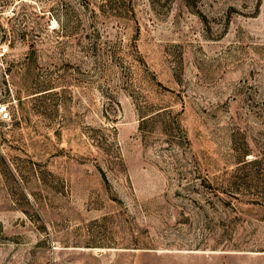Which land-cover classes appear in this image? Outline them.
<instances>
[{
	"label": "rangeland",
	"instance_id": "1",
	"mask_svg": "<svg viewBox=\"0 0 264 264\" xmlns=\"http://www.w3.org/2000/svg\"><path fill=\"white\" fill-rule=\"evenodd\" d=\"M0 264H264V0H0Z\"/></svg>",
	"mask_w": 264,
	"mask_h": 264
},
{
	"label": "trees",
	"instance_id": "2",
	"mask_svg": "<svg viewBox=\"0 0 264 264\" xmlns=\"http://www.w3.org/2000/svg\"><path fill=\"white\" fill-rule=\"evenodd\" d=\"M55 18H56L58 21L60 20L59 15H55Z\"/></svg>",
	"mask_w": 264,
	"mask_h": 264
}]
</instances>
